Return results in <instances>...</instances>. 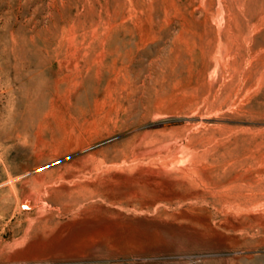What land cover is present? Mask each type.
Segmentation results:
<instances>
[{"label":"rangeland","instance_id":"1","mask_svg":"<svg viewBox=\"0 0 264 264\" xmlns=\"http://www.w3.org/2000/svg\"><path fill=\"white\" fill-rule=\"evenodd\" d=\"M0 264H264V0H0Z\"/></svg>","mask_w":264,"mask_h":264}]
</instances>
